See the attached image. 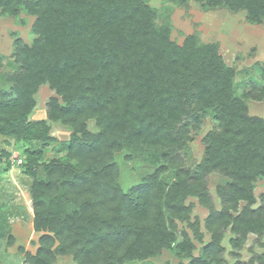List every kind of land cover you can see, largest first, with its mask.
<instances>
[{
	"label": "trees",
	"instance_id": "16d2710c",
	"mask_svg": "<svg viewBox=\"0 0 264 264\" xmlns=\"http://www.w3.org/2000/svg\"><path fill=\"white\" fill-rule=\"evenodd\" d=\"M196 1L245 9L249 21L264 19V0ZM146 2L0 0L1 14L35 16V38L15 44L18 71L9 77L11 92L0 90V134L50 140L45 121L28 116L41 84L55 93L48 99L47 118L72 128L69 162L45 163L46 178L33 183V226L53 236L41 237L37 254L25 259L31 264L50 259L46 245L51 240H57V252L75 253L77 264L144 260L173 241L163 217L166 212L188 217L184 199L190 195L209 208L213 232L203 255H190L188 239L178 245L179 251L187 250L190 264H209L206 255L218 254L219 226L230 224L235 246L249 232L260 236L264 231V196L260 207L251 208L252 184L264 177V119L249 116L245 102L263 99L264 69L261 82L251 87L257 93L244 89L214 44H199L194 35L181 45L170 41L167 27H155V10ZM206 117L214 124L204 137L203 158L186 165L189 131ZM90 118L98 127L95 132L85 128ZM39 152L29 153L36 157L27 159L26 172L35 174L32 163ZM120 153L125 164L136 155L141 164L135 168L138 181L125 189L116 157ZM210 171L230 179L216 189L223 202L219 210L211 205L202 180ZM53 193L61 196L54 200L61 206L58 212L45 203ZM93 217L95 231L86 225ZM131 217L137 221L131 223ZM261 262L255 254L249 259V264Z\"/></svg>",
	"mask_w": 264,
	"mask_h": 264
},
{
	"label": "rangeland",
	"instance_id": "374dc122",
	"mask_svg": "<svg viewBox=\"0 0 264 264\" xmlns=\"http://www.w3.org/2000/svg\"><path fill=\"white\" fill-rule=\"evenodd\" d=\"M146 3L155 10V27L168 28L170 41L181 45L186 36L194 35L199 44H214L225 63L234 68V81L243 84L246 90L251 89L253 84L261 82L260 73L264 69V19L259 22L249 21L245 9H229L222 5L211 7L196 0L184 2L147 0ZM34 17L25 12H19L16 17L0 13V90L8 94L12 86L9 77L18 71V63L14 61L13 55L16 41L19 39L24 43H30L35 38L31 30ZM252 91L254 94L257 93ZM50 96H55V93L47 84L37 87L34 93L35 105L28 115L30 120L45 121L48 127L46 134L50 140L13 138L0 134V264H31L25 259L28 255L37 254L42 245L41 237L53 236L51 231L33 226L35 198L33 183L46 178L42 170L45 163L52 160L64 164L69 162L67 141L70 139L72 128L61 119L47 118ZM245 102L249 116L264 119V97L262 100L248 98ZM85 123L88 131L98 130L94 119H87ZM213 124L212 120L206 117L197 130L189 131L188 153L184 160L186 165L193 166L203 158L204 137ZM38 150L39 156L32 163L35 174H30L25 171L27 159L36 157L29 153L37 152L38 155ZM121 154L116 157L120 159V183L125 189L138 181L135 168L141 167V164L137 155L133 161L125 164ZM202 180L211 205L215 210H219L223 202L216 189L229 183L230 179L221 172L210 171ZM252 192L255 200L251 208L256 210L261 205V196H264V177L253 182ZM57 197L61 196L53 193L41 198L45 199L48 210L58 212L61 206L54 203V200H59ZM184 203L190 206L188 217H168L167 212L165 214L167 217H163L165 227L173 233V241L160 247L158 253L144 260L133 259L122 264H190L187 250H178L180 249L178 245L186 239L192 245L190 249L192 257L203 255L202 248L213 237L207 222L209 208L191 195L184 199ZM243 204L244 201H241L240 205ZM64 207L66 209V206ZM72 208H77V205H72ZM131 221L135 223L137 220L131 217ZM86 223L90 230H96L95 217ZM216 233L221 235L218 240L220 247L214 258L206 255V259H211L209 264H249V259L254 254L264 261V231L260 236L249 232L245 239L239 240L237 246L231 241L234 234L230 232V224L226 225V228L219 226ZM57 244V240H51L46 245L52 254L44 264L78 263V258L72 251L57 252L55 250Z\"/></svg>",
	"mask_w": 264,
	"mask_h": 264
}]
</instances>
